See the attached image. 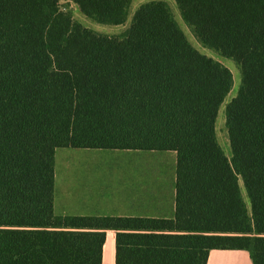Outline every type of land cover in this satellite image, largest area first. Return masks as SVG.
Segmentation results:
<instances>
[{
    "label": "trees",
    "instance_id": "1",
    "mask_svg": "<svg viewBox=\"0 0 264 264\" xmlns=\"http://www.w3.org/2000/svg\"><path fill=\"white\" fill-rule=\"evenodd\" d=\"M93 21L127 22L133 0H69ZM141 4L105 34L61 0H0V264H207L214 249L264 264V0ZM59 148L177 153L173 218L58 215ZM244 188V191H243ZM248 201H247V199Z\"/></svg>",
    "mask_w": 264,
    "mask_h": 264
},
{
    "label": "rangeland",
    "instance_id": "2",
    "mask_svg": "<svg viewBox=\"0 0 264 264\" xmlns=\"http://www.w3.org/2000/svg\"><path fill=\"white\" fill-rule=\"evenodd\" d=\"M175 16L191 43L200 52L220 60L231 69L234 75L233 90L222 105L217 120L218 140L225 153L230 156V140L226 128L225 107L238 92L241 83L240 68L234 60L221 57L214 50L200 44L182 19L177 6H175ZM100 30L102 33L108 34L106 32L108 31L107 28ZM127 161L130 163L131 161L136 162L135 169L137 173L135 175V183L137 188L148 189L149 193L153 195V204L159 203L161 205L162 202H165L166 208H172L175 182V158L173 153L159 154L154 152H114L106 149L59 148L56 153V169L58 173L56 187L57 210L62 211L66 208L65 210L69 214L74 215L75 213L73 212H79L82 208L81 202L85 201L87 196H91L88 198V201H91V199L95 200L93 196L99 194L98 188L100 187L103 190V197L100 201L105 202L102 209H106V212L115 211L116 205L114 202H111L112 197L107 196L110 192H113V189L119 193V188L127 184L128 178L121 171V169L126 168ZM127 167L129 169L134 168L133 166ZM131 180L130 177L129 181ZM156 194L159 196L156 197Z\"/></svg>",
    "mask_w": 264,
    "mask_h": 264
},
{
    "label": "crops",
    "instance_id": "3",
    "mask_svg": "<svg viewBox=\"0 0 264 264\" xmlns=\"http://www.w3.org/2000/svg\"><path fill=\"white\" fill-rule=\"evenodd\" d=\"M154 1V0H133L127 22L121 25H106L100 24L93 21L91 18L84 15L79 6L69 0H61V3L64 5H70L73 9L75 18L85 25L88 28L100 31L102 28H107L108 34H120L125 31L131 24L133 15L141 4ZM168 2L174 15H175V6L178 7L176 0H162ZM179 8V7H178ZM180 10V9H179ZM181 14V11H180ZM182 17V14H181ZM176 18V16H175ZM183 19V17H182ZM177 20V19H176ZM184 20V19H183ZM178 21V20H177ZM186 23V21L184 20ZM180 24V23H179ZM188 28L192 31V28L186 23ZM109 26V27H107ZM181 26V25H180ZM182 28V27H181ZM104 150V149H97ZM114 152H141V153H173L174 154V170H175V182H176V164H177V153L174 151L169 152H160V151H143V150H112ZM135 161H127L126 168L121 169L122 174L128 178L127 184L119 188V193L113 189V192H110L107 197H112V201L116 205L115 211L106 212V209H102L104 201H100L103 197L102 188H98L99 194L95 197V200L88 201L90 195L86 197L85 201L81 202L82 208L79 212H73L74 215H84V216H103V215H114V216H146V217H158V218H173L175 214V198H176V189L175 182L173 188V201L172 208L168 209L165 207V202L159 203L152 202V193H149V190L143 188H137L135 183V175L137 173L135 169ZM138 164V163H137ZM127 166H133L134 168L129 169ZM147 170V169H146ZM120 171V174H121ZM143 171H145L143 169ZM57 169H56V187H57ZM131 177V181L130 180ZM56 187H55V212L58 215H72L69 214L65 209L58 211L56 208ZM91 189V187H89ZM111 191V190H110ZM158 197L159 195H155ZM92 197V198H93ZM160 205V206H159ZM103 264H116V231L108 230L107 231V240L104 245L103 250ZM207 264H253L250 253L247 250H221L214 249L211 251Z\"/></svg>",
    "mask_w": 264,
    "mask_h": 264
}]
</instances>
